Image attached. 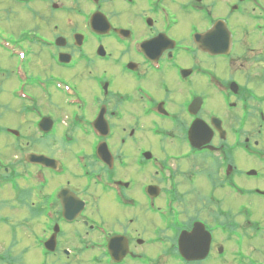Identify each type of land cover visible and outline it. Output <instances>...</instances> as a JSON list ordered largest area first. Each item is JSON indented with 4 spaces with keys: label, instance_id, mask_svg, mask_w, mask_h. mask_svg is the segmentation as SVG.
Listing matches in <instances>:
<instances>
[{
    "label": "flooded vegetation",
    "instance_id": "flooded-vegetation-1",
    "mask_svg": "<svg viewBox=\"0 0 264 264\" xmlns=\"http://www.w3.org/2000/svg\"><path fill=\"white\" fill-rule=\"evenodd\" d=\"M1 41L12 51L0 46V264H21L1 249L20 242L21 226L37 235L32 264L249 256L247 241L264 234L251 206L264 208V187L242 182H264V0H0ZM181 204L194 213L186 221Z\"/></svg>",
    "mask_w": 264,
    "mask_h": 264
},
{
    "label": "rangeland",
    "instance_id": "rangeland-1",
    "mask_svg": "<svg viewBox=\"0 0 264 264\" xmlns=\"http://www.w3.org/2000/svg\"><path fill=\"white\" fill-rule=\"evenodd\" d=\"M12 24V23H11ZM14 26V25H13ZM7 28H2V32H5ZM8 34H12L10 31H8ZM12 46V45H11ZM0 57L2 59H4V61H6V54L3 51H0ZM242 61H237L234 65V67H238L239 64ZM56 87L57 91H61L60 90V86L58 84L55 85H47L44 84L43 88L48 87L49 89H52L53 87ZM63 91L65 90V94L67 95L69 92H72V89L70 87H65L62 89ZM61 115V114H59ZM56 117H58V112H56ZM10 124H13L14 121L9 122ZM145 140L150 141L151 138L149 137H145ZM144 144L147 142H143ZM150 144V143H147ZM56 146L61 147L60 144L57 143ZM148 146V145H145ZM59 147H51L48 149H45L43 146L38 147V151H42L45 150L47 151L51 156L53 157H57V158H64L65 160L68 161V165L73 166V156H66L63 153V150H61ZM139 145L135 146V148H138ZM155 151V150H153ZM135 154V152H134ZM250 164H253V161L249 160L248 161ZM252 165H250L251 167ZM131 170H135L134 168H130ZM180 178V177H179ZM242 182H245L246 185L248 183L250 184H259L261 187H264V182L259 180V181H255V180H248L247 178H243ZM64 183V182H62ZM249 186H254V185H247ZM189 189V192L191 190V188H189V184L187 183H183L182 186L180 187V192L184 195H186V191ZM12 199V198H9ZM183 198L181 197V200ZM188 200V198H187ZM13 200H9L7 203L12 202ZM97 206L99 207V209L101 211H107L108 207L110 206L109 202L107 200H104L103 198L99 197L97 199H95L94 201ZM6 203V204H7ZM234 202L230 203V206H233ZM263 202L260 201V199L256 200V201H252V205L254 208V213L252 218L256 221H260L262 224L261 226L264 228V208H261ZM182 206H180L181 211L184 213L183 216V220H187L188 216L191 214H194L192 211L189 212V210L191 209H186L187 206H184V204H181ZM195 210L197 213H199L201 215L202 218H206L209 219V221H212V219L209 217L210 216V211L209 209L202 205L199 201L195 204ZM241 205V204H240ZM238 205V206H240ZM227 206V205H226ZM228 207V206H227ZM130 215V214H127ZM141 215L140 212L134 213V215L132 216V219L134 220V224L138 223V218L137 216ZM101 216H104L103 214H101ZM111 216H116L115 220L117 219H121L124 216V213L121 212H116V211H112L111 212ZM105 217V216H104ZM106 218V217H105ZM224 218V217H223ZM107 219V218H106ZM221 220L222 217H221ZM153 223L155 224L156 221L153 220ZM111 225H113V223H109ZM132 225V224H131ZM114 226H116V224L114 223ZM133 226V225H132ZM248 226L247 224H244V227ZM261 227L259 229V231H261ZM263 233L260 234V236L257 238L256 236L253 237L251 240L247 241V254L249 255L248 257L243 256L242 258H237L234 262L232 261L231 258L230 261H228V264H264V234ZM19 235V234H18ZM20 235H21V240L17 245H12L9 241H4L1 245V249L3 251H7L9 249H12L13 251H15L17 254H21V264H32L33 261L38 260L39 259V247L37 246L36 238L37 235L35 234V241L30 239L29 233L27 231V229L23 226L20 227ZM36 243V244H35ZM229 249H234L232 247L229 246ZM225 264H227V261L224 262ZM213 264H222L221 261H218L215 256H214V260H213Z\"/></svg>",
    "mask_w": 264,
    "mask_h": 264
}]
</instances>
